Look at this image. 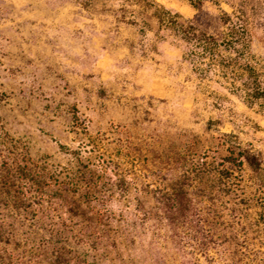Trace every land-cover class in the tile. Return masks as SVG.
<instances>
[{
    "label": "rangeland",
    "instance_id": "rangeland-1",
    "mask_svg": "<svg viewBox=\"0 0 264 264\" xmlns=\"http://www.w3.org/2000/svg\"><path fill=\"white\" fill-rule=\"evenodd\" d=\"M157 5L196 17L188 33L159 24ZM64 11L168 37L191 67L184 92L108 109L102 88L76 91L44 69L50 54L26 52L30 22ZM222 31L264 67V0H0V264H264V163L238 166L234 149L264 156L245 106L264 108L231 48L186 57ZM179 187L193 208L173 227L161 202Z\"/></svg>",
    "mask_w": 264,
    "mask_h": 264
},
{
    "label": "crops",
    "instance_id": "crops-1",
    "mask_svg": "<svg viewBox=\"0 0 264 264\" xmlns=\"http://www.w3.org/2000/svg\"><path fill=\"white\" fill-rule=\"evenodd\" d=\"M40 18L26 27V52L40 64V52L50 54L59 64L44 69L56 70L55 75L60 73L78 92L102 88L108 109L121 107L132 97L168 100L184 92L192 78L182 50L168 37H158L153 28L146 30V37L139 36L134 24L110 14L79 16L64 11L51 20ZM245 109L264 137V116L252 107Z\"/></svg>",
    "mask_w": 264,
    "mask_h": 264
},
{
    "label": "trees",
    "instance_id": "trees-1",
    "mask_svg": "<svg viewBox=\"0 0 264 264\" xmlns=\"http://www.w3.org/2000/svg\"><path fill=\"white\" fill-rule=\"evenodd\" d=\"M156 16L158 18L159 24H168L174 26L181 33L187 34L188 30L191 29L190 24L196 19L192 17L190 19H184L178 12H171L169 9L162 5H157L155 8ZM185 41L189 42L187 36L185 35ZM199 42H204L203 45L195 44L192 48L188 50L186 57L195 54L201 47L200 52L207 50L213 53V50L217 47L231 48L234 56L226 59L228 65H236L237 69L244 74V84L245 87L244 95L250 102H256L258 107L264 108V103L260 102V99H264V67H257L252 64L248 59L245 58V51L250 46L246 41H243L241 36L236 37L233 32H218L214 35H209L207 38H196ZM238 42V46L235 43ZM192 70L196 72L200 70L197 66H192ZM201 71V70H200ZM235 153L238 158V166L243 163L253 172H258L261 169L262 163H264V156L260 152H256L247 146H241L240 144L234 145ZM176 195L165 196L161 202V210L163 212L164 218L171 226L175 227L181 225L188 216L191 215V210L193 208L190 199L186 196L185 191L182 187L175 189Z\"/></svg>",
    "mask_w": 264,
    "mask_h": 264
}]
</instances>
